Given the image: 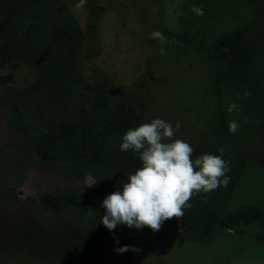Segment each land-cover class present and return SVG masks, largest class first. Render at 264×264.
Here are the masks:
<instances>
[{
    "label": "rangeland",
    "instance_id": "374dc122",
    "mask_svg": "<svg viewBox=\"0 0 264 264\" xmlns=\"http://www.w3.org/2000/svg\"><path fill=\"white\" fill-rule=\"evenodd\" d=\"M42 1L11 0L0 15V264H264V0H65L82 38L64 21L51 26L61 86L46 83L27 44L7 39ZM155 118L182 125L173 139L193 158L223 148L230 161L227 186L191 205L220 214L254 206L260 219L203 240L163 228L110 232L99 218L41 206L43 193L103 201L120 190L141 167L138 154L120 151L123 134ZM124 245L139 251H114Z\"/></svg>",
    "mask_w": 264,
    "mask_h": 264
},
{
    "label": "clouds",
    "instance_id": "9594fccd",
    "mask_svg": "<svg viewBox=\"0 0 264 264\" xmlns=\"http://www.w3.org/2000/svg\"><path fill=\"white\" fill-rule=\"evenodd\" d=\"M85 2L80 0L77 7H82ZM192 11L203 15V10L196 6L192 7ZM152 36L163 39L158 32L152 33ZM180 127L179 122L173 127L171 122L155 118L149 123L129 128L123 134L120 151L138 154L141 167L127 175L126 183L120 181V190L106 196L101 203L104 215L100 223L110 232L118 225L159 231L164 222L183 216L184 210L192 207L190 200L193 195L210 193L230 182L227 175L231 170L230 161L223 158L225 150L219 148V155L204 153L193 158L195 149L189 143L173 139ZM229 131L235 134L238 124L231 122ZM85 181L87 187H92L98 180L88 173ZM88 209L86 215L91 216L93 210ZM114 251L123 254L139 249L124 245Z\"/></svg>",
    "mask_w": 264,
    "mask_h": 264
},
{
    "label": "trees",
    "instance_id": "16d2710c",
    "mask_svg": "<svg viewBox=\"0 0 264 264\" xmlns=\"http://www.w3.org/2000/svg\"><path fill=\"white\" fill-rule=\"evenodd\" d=\"M10 1L0 0V15L2 7ZM237 13L236 16L240 18L241 13ZM239 18L231 22L230 25L233 27L234 24H238ZM57 21H64L76 41L78 43L81 41L80 29L69 14L65 0H43L31 7L27 13L15 19L16 24L12 23L10 25L7 39L14 38L16 41L27 44L43 65L46 83L61 86L64 81L60 78V66L57 61L52 59L50 52V41L53 37L51 26L55 25ZM195 65L196 67L200 66ZM38 201L42 207L54 211L71 209L82 220L89 219L91 216L101 220L104 215V209L101 206L102 201L89 192L81 195L43 193L39 196ZM88 208L93 210L91 216L86 215ZM260 217V209L254 206L234 213L220 214L208 202L197 200L192 204V207L184 211L183 216L167 220L161 228L172 230L177 236H195L203 240H209L217 227L228 229L237 224L248 225L260 219Z\"/></svg>",
    "mask_w": 264,
    "mask_h": 264
}]
</instances>
